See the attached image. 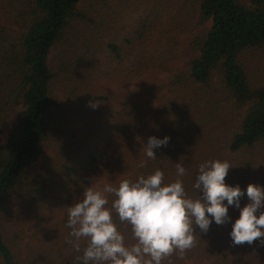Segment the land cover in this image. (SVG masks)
<instances>
[{
	"label": "trees",
	"instance_id": "1",
	"mask_svg": "<svg viewBox=\"0 0 264 264\" xmlns=\"http://www.w3.org/2000/svg\"><path fill=\"white\" fill-rule=\"evenodd\" d=\"M186 36V61L175 69ZM262 47L264 0H0V264H76L67 206L98 174L118 185L161 169L169 183L180 162L193 199L204 161L227 160L226 182L242 188L260 175L264 80L254 79L252 61ZM151 70L171 75L161 98L132 92ZM96 83L101 92L111 84L114 100L94 94ZM150 136L170 137L156 159L140 151ZM56 201L59 236L22 249V220L43 218ZM230 226L197 230L184 259L173 253L163 264H264L251 263L248 245L231 244Z\"/></svg>",
	"mask_w": 264,
	"mask_h": 264
},
{
	"label": "clouds",
	"instance_id": "2",
	"mask_svg": "<svg viewBox=\"0 0 264 264\" xmlns=\"http://www.w3.org/2000/svg\"><path fill=\"white\" fill-rule=\"evenodd\" d=\"M169 142V136H150L140 151L148 159H156L155 150ZM175 168L174 182L165 183L163 170L156 169L134 181L122 179L118 185L97 187L93 179L90 186L82 187L79 199L67 206L65 225L72 238L66 243L80 253L76 264H163L173 253L182 260L194 246V233L206 234L213 223H231L233 246L251 245L258 239L264 245V185L250 183L244 189L229 184L230 163L210 159L199 165L193 199L180 179L186 174L185 166L176 162ZM245 196L248 203L241 206ZM230 207L239 210L234 222ZM114 215L130 226L134 243L126 242ZM82 240L86 242L83 248Z\"/></svg>",
	"mask_w": 264,
	"mask_h": 264
},
{
	"label": "rangeland",
	"instance_id": "3",
	"mask_svg": "<svg viewBox=\"0 0 264 264\" xmlns=\"http://www.w3.org/2000/svg\"><path fill=\"white\" fill-rule=\"evenodd\" d=\"M191 36H186L183 38L184 42V47L181 49L179 57L174 61L173 66L175 69L181 68L186 59L183 57L185 54V51L187 50V44L190 42ZM256 58L255 60H258V65H254V61H252V68H253V73H254V79L255 80H264V47H262L260 50H258L256 53ZM171 81V75L170 73L166 72H159L156 70H151L148 71L143 77L134 80L131 89L132 92L136 95H141L143 92H146L147 90L150 91L153 96L156 97H162V95H166L167 90L162 89V87H166ZM104 83V82H101ZM98 83L95 84L94 87V94H107L111 101L114 100L115 97V92L111 84L107 85V89L104 92H101L98 88ZM160 91L159 94H156V92ZM84 96H88L89 94H93L90 91H86L82 93ZM150 102L148 104V107L151 109H154L157 107V101L151 102V98L147 97ZM72 128L75 129H82L83 133L80 135V139L84 140L87 139L86 132L88 131L87 128L85 127V124L81 122H77L75 125H71ZM9 130H6L4 132V137L8 135ZM96 186L101 187L103 184L106 183H112L115 184L116 180L113 178H109L105 174H98L94 178ZM93 182V181H92ZM258 184V185H264V171L260 173V175L255 176L252 181H249V183L244 187V189L247 188V186L250 184ZM248 203L247 197H242L241 200V206H244V204ZM21 214L23 216H27L24 208L21 206ZM230 216L232 217V220L238 218L239 216V210L235 209L234 207L229 208ZM64 212H63V203H60L56 201V204L53 205L49 211L43 218H31V217H25L22 220L21 224V230H24V236L23 239L19 242V245L21 246L22 249H24L27 245H39V244H46L48 241L52 238H56L59 236L61 233V227L63 224V219H64ZM231 225V223H230ZM231 231V226L230 230ZM18 239V238H17ZM244 247L248 245V253L250 257L251 263H257L261 260H264V245H261L259 243V239L254 242L253 244H243ZM243 245H239V247L242 248ZM239 253H242L240 251ZM232 257V256H230ZM233 258V257H232ZM190 263V262H189ZM193 262V264H195ZM202 264H210L208 261L203 262Z\"/></svg>",
	"mask_w": 264,
	"mask_h": 264
}]
</instances>
